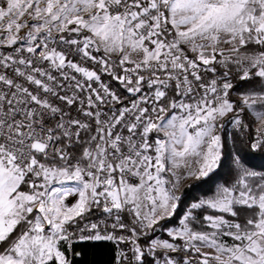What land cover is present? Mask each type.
<instances>
[{"label":"snow or ice","instance_id":"obj_1","mask_svg":"<svg viewBox=\"0 0 264 264\" xmlns=\"http://www.w3.org/2000/svg\"><path fill=\"white\" fill-rule=\"evenodd\" d=\"M256 151L264 0H0V264H264Z\"/></svg>","mask_w":264,"mask_h":264},{"label":"trees","instance_id":"obj_2","mask_svg":"<svg viewBox=\"0 0 264 264\" xmlns=\"http://www.w3.org/2000/svg\"><path fill=\"white\" fill-rule=\"evenodd\" d=\"M246 161L249 166L256 169H264V152L256 151L249 152L246 155ZM231 166L230 157H225L219 171L207 181H202L194 184L188 190V198L199 194L211 187L216 181L221 179L229 170ZM83 253V257L77 261V264H107L110 259L111 248L107 244H86L77 248Z\"/></svg>","mask_w":264,"mask_h":264}]
</instances>
